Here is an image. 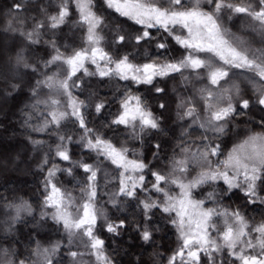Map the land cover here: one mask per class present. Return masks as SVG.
Instances as JSON below:
<instances>
[{"label":"snow or ice","instance_id":"snow-or-ice-1","mask_svg":"<svg viewBox=\"0 0 264 264\" xmlns=\"http://www.w3.org/2000/svg\"><path fill=\"white\" fill-rule=\"evenodd\" d=\"M26 4L27 0L25 5L14 3L12 7L20 13ZM73 8L77 17L74 26L83 30V40L69 53V45L62 46L57 36L73 15ZM237 17L247 18L248 27L261 37L260 47H251L225 27V18L232 21ZM114 19L117 28L112 41L106 43L105 29L111 30ZM31 20L32 27L26 30L23 26L29 17L16 15L4 29L26 43L9 58L11 70H0V86L11 94L29 82L32 102L24 125L33 149L43 153L37 168L46 173L41 218L50 215L63 229L67 244L42 247L37 243L28 255L0 247V264H54L53 258L62 247L68 249L69 264H83L80 258L85 255L93 258L88 264H114L97 230L102 227L120 235L128 220H113L107 215L100 206L105 195V203L117 212L135 208L134 227L144 244L154 243L161 221L175 229L177 248L167 264H264V217L250 222L239 207H205L206 201L216 205L220 197L231 199L237 193L245 205H264V117L257 121L261 131L237 133L242 137L237 143L227 151L222 146V137L237 117L250 116L256 108L264 111V0H48ZM17 23L21 27L17 28ZM169 38L183 49L179 58H168L172 48ZM153 42L159 56L134 62L140 55L138 49L151 47ZM41 44L50 49L43 56L29 47ZM129 45L137 53L121 54ZM81 72L98 78L97 89L105 86V79L131 83L117 85L124 90L115 100L98 90L88 100H81L73 94V89L82 90ZM245 73L251 96L242 92L235 79ZM177 74L185 92L189 87L194 89L189 95L177 93V117L190 121L182 125L181 136H191L188 129L198 126L201 131L196 140L200 143L180 140L179 154L174 150L167 171L151 170L144 160L129 158L128 147L117 146L91 126L89 108L94 107L98 118L118 102L117 111L108 112L110 122L102 121V127L114 132L123 128L127 138L141 142L145 135L162 132L160 118L132 85H147L159 95L165 89L157 85V78L175 79ZM198 81L206 83L197 86ZM159 107L167 106L161 103ZM43 137L54 139L49 142ZM73 145L90 154L92 162L83 157L74 159ZM155 148L154 157L161 145L157 143ZM77 170L84 175L77 178ZM58 174L76 179L79 198L57 185ZM219 182L222 187H217ZM205 186L211 191L204 199L196 198L195 190ZM5 207L15 212L12 224L21 219V213L32 214L27 202H9ZM79 245L85 251L73 250Z\"/></svg>","mask_w":264,"mask_h":264},{"label":"trees","instance_id":"trees-1","mask_svg":"<svg viewBox=\"0 0 264 264\" xmlns=\"http://www.w3.org/2000/svg\"><path fill=\"white\" fill-rule=\"evenodd\" d=\"M98 2H102V0H98ZM185 2H190V0H185ZM14 3L25 5V0H0V70L3 71L11 70L9 58L14 57L21 45L26 43L18 34L14 35L11 32L4 31L8 21L15 19L16 15L27 16L29 17V21L23 27L26 30H30L32 27L31 17L37 16L39 7L46 5L48 0H27L26 6L22 8L20 13H16L13 9L12 6ZM201 6L204 8L209 7L207 4H202ZM51 10L49 9V11ZM113 16H115L114 13ZM76 18L75 9L73 8V15L69 18L68 23L61 30H58V42L62 46L64 44L69 45L67 48L69 53L72 51V48L82 45L83 30L74 26ZM15 26L17 28L21 27L18 23ZM110 27L111 30L105 29L106 43H110L113 39V32L117 28L115 19L111 22ZM131 27L135 28L137 26L131 25ZM225 27L229 28L236 36L248 42L251 47L258 48L261 46V37L248 27L247 18L237 17L232 21H228L225 18ZM151 31L155 33L156 30ZM49 38L51 37H45V39ZM169 42L172 48L171 55L168 58H172V56L179 58L183 49L175 45V42L171 41V38H169ZM154 44L155 42H153L151 47L139 48L140 55L134 62L142 63L148 58L156 59L159 56V52ZM29 47L36 49L37 54L41 56L50 51L43 44ZM62 50L65 49L62 47ZM124 52H131L135 55L137 49L129 45L121 54H124ZM88 67L92 71H95L92 65H88ZM238 71L236 69L232 70V72ZM246 75L248 74L245 73L235 79L240 84L242 92L247 96H251V86L244 79ZM78 76L83 78L82 90L73 89V94L81 100H88L91 93L97 90L99 93L107 95L109 100H115L124 90L123 87L118 89L117 85L131 83L116 80L109 82L105 79L103 82L105 86L97 89V77H85L82 72L78 73ZM156 83L158 86L163 87L165 92L157 95L147 85H140L138 87L132 85V90L141 95L154 115L160 118L161 128L163 129L162 132H153L145 135L143 142L127 138V131L123 128H119L114 132L109 128L102 127V121L110 122L111 116L108 115V112L115 113L119 107L118 102L113 103L108 111L98 118H95L94 107L89 108L87 111L91 113L89 117L92 121L91 126L99 128L117 146L123 145L128 147L129 158L144 160L151 170L167 171L174 150L176 154H179V149L177 148L178 142L186 139L188 143H192L194 140L196 143H200L199 140H196V135L201 130L198 126L194 125L188 129L192 135L182 137V125L186 126L190 121H180L177 117V93L189 95L193 93L194 89L189 87L187 92H185L180 87V77L178 74L175 79L171 77L163 80L157 78ZM196 83L197 86H202L206 81H198ZM95 99L96 97L92 98V103H94ZM31 102L30 85L27 80L22 83L18 91L12 92L11 94H8L0 86V247H11L24 255L30 254L31 249L37 243L42 247H49L56 242L67 244V237L64 235L63 229L51 219V216L46 215L43 219L41 218V212L45 211L42 208L44 196L42 180L46 173L39 171L37 164L42 158L43 153H38L33 149L28 139L29 130L24 125L26 113L30 110L29 105ZM161 103L166 104V109L159 107ZM262 117H264V111L258 108L253 109L250 116L237 117L230 125V130L227 135L222 137L224 150L227 151L242 138L237 133H243L249 130L261 131L257 121ZM32 135L35 136L36 134L33 133ZM43 138L49 140V142L54 139V137ZM157 143L161 145V149L159 150L158 156L154 157L153 153L157 152L155 148ZM72 150L74 159L83 157L88 162H92L89 159L90 154L84 152L78 145H73ZM134 153L136 154L135 157H133ZM108 167L111 168L112 166L109 165ZM192 174L195 175V172ZM83 175L82 171L77 170V178ZM148 178L151 179V171H148ZM56 183L63 190L71 192L74 197L79 198L80 191L76 187V179L73 177H69L66 174H58ZM222 186V182H219L217 185V187ZM111 188L112 185L110 184L108 189ZM108 189H105V191ZM208 191H211V189L205 186L202 189L195 190L194 195L198 199H204ZM107 200L108 197L106 195L102 196L100 198V206L103 207L109 217L113 220L126 217L128 220V226L121 230L120 235L108 233L102 227L97 230V234L105 241V252L111 257L114 264H167L168 257L177 248L175 229L170 224L161 221L159 225L160 231L154 233V243L144 244L135 231L133 221L135 208L132 207L126 211L117 212L110 204L105 203ZM9 202L16 204L27 202L31 206L32 214L29 215L23 212L21 213V219L12 224L11 217L15 215V212L5 207ZM213 206L230 209L239 207L250 222H259L264 217V205H245L243 203V197L239 193L233 195L231 199L228 197H220L219 204L216 205H214L213 201H206L205 207ZM46 211L51 213L50 209ZM157 219H159V216H157ZM99 223L102 225L104 221L101 220ZM9 225H11L10 231L8 230ZM77 243L79 242L77 241ZM73 250L85 251L83 245H79V247L74 246ZM67 251V247H62L61 251L53 258L54 264H69V257L66 255ZM80 259L83 264H88L93 258L85 255ZM225 264H227L226 261Z\"/></svg>","mask_w":264,"mask_h":264},{"label":"rangeland","instance_id":"rangeland-1","mask_svg":"<svg viewBox=\"0 0 264 264\" xmlns=\"http://www.w3.org/2000/svg\"><path fill=\"white\" fill-rule=\"evenodd\" d=\"M61 99H64V100H66V98H64V97H62ZM51 210V209H50ZM52 211V210H51Z\"/></svg>","mask_w":264,"mask_h":264}]
</instances>
